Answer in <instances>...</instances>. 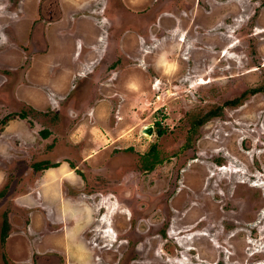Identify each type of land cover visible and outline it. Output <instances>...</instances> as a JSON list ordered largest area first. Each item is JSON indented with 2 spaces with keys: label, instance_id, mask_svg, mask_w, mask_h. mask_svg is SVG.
<instances>
[{
  "label": "rangeland",
  "instance_id": "obj_1",
  "mask_svg": "<svg viewBox=\"0 0 264 264\" xmlns=\"http://www.w3.org/2000/svg\"><path fill=\"white\" fill-rule=\"evenodd\" d=\"M44 1L0 0V264H264V0H58L42 50Z\"/></svg>",
  "mask_w": 264,
  "mask_h": 264
},
{
  "label": "trees",
  "instance_id": "obj_2",
  "mask_svg": "<svg viewBox=\"0 0 264 264\" xmlns=\"http://www.w3.org/2000/svg\"><path fill=\"white\" fill-rule=\"evenodd\" d=\"M256 93H264V87L254 88V89L244 93V95L247 96V95H253ZM242 98L243 97L241 96L238 99L225 102L223 105H215L214 107L211 106L208 110H206L205 112H202V113H194V112L190 113L189 112V115H186V117L189 118V129H188V133H187L188 134V141L192 142L194 140L195 136L197 135L198 129L201 126H203L204 124H206L208 121H210L213 118L222 117L223 109L226 106L232 107V106L239 105L241 103ZM16 116H19L21 119L27 118L26 112L25 113L22 112L19 115L10 113V114L6 115L3 119L0 120V126H5L8 122L15 119ZM29 122H30V124H32L31 121H29ZM156 124H157L156 126H157L158 137H161L164 135V133L167 130L164 127H161L159 125V123H156ZM184 147L188 148L190 146L186 142ZM68 162L71 163V165H73V161L69 160ZM141 162H142V170L144 172L153 171L155 169V167L161 163V159L159 158L157 147L153 146L148 153L143 155L141 158ZM50 164H51V162L41 161V162H37V163L33 164L32 167L35 170H42V169H45V168L47 169L48 167H52V166L53 167L59 166V165H50ZM10 230H11V225H10L8 219L5 218L3 220V224H2V228H1V243L2 244H4L6 242V239L9 235Z\"/></svg>",
  "mask_w": 264,
  "mask_h": 264
},
{
  "label": "water",
  "instance_id": "obj_3",
  "mask_svg": "<svg viewBox=\"0 0 264 264\" xmlns=\"http://www.w3.org/2000/svg\"><path fill=\"white\" fill-rule=\"evenodd\" d=\"M61 15L62 13L59 8L58 0H45L43 2V6L41 8L42 19L34 28V31L31 37V41L33 42L34 46H36L37 49L38 48L42 50L47 49V42L44 40L45 39V35H44L45 25L48 22L59 20V18H61ZM141 134L146 137H151L153 134L157 135V133L154 132L153 125L144 126L141 129ZM43 257H41L40 259L41 260L46 259L47 260L46 264L55 262L58 259L57 256L55 255H47Z\"/></svg>",
  "mask_w": 264,
  "mask_h": 264
},
{
  "label": "crops",
  "instance_id": "obj_4",
  "mask_svg": "<svg viewBox=\"0 0 264 264\" xmlns=\"http://www.w3.org/2000/svg\"><path fill=\"white\" fill-rule=\"evenodd\" d=\"M80 171H81V170H80ZM82 172H83V171H82ZM46 194H48V196H49V191H45V192H44V196H47ZM53 202L55 203V204H53V206H55V205H61V206H59V207H62V204H60V203H61L60 197L57 199V201L54 200ZM57 210H58V209H57ZM56 213H57V212L54 210V214H56ZM52 216H53V215H52ZM55 218H56V219H53V220H59L60 222H61L62 220H63V221L66 220V219H57V215H55ZM77 220H78V219H77ZM66 236H68V234H67ZM75 236H76V235H75V232H73V233L69 236V238H68V240H67V241H68V244H67V245H68V248L65 247L64 250L68 251V253H71V252H72V253H74V254H77V253L74 252V250H71V249H70V245H71V244H70V241L73 240ZM69 244H70V245H69ZM80 245H83V244H82L81 242H79L78 245L75 246V242H74V243H73V246H72V247H74L75 249H78V250H79V251H78V255L81 254V248H80ZM65 246H66V245H65ZM69 250H70V251H69ZM83 250H84V245H83ZM66 251H65V253H66ZM65 253H64V254H65ZM68 253H67V254H68Z\"/></svg>",
  "mask_w": 264,
  "mask_h": 264
},
{
  "label": "flooded vegetation",
  "instance_id": "obj_5",
  "mask_svg": "<svg viewBox=\"0 0 264 264\" xmlns=\"http://www.w3.org/2000/svg\"><path fill=\"white\" fill-rule=\"evenodd\" d=\"M50 23H51V22H50ZM46 24H47V23H46ZM111 34H112V33H111ZM81 171H82V170H81ZM40 260H41V259H39L38 255H37V253H36V254H34V256H33L32 263H33V264H39ZM46 262H47V261H46ZM46 262H42V261H41L42 264H46Z\"/></svg>",
  "mask_w": 264,
  "mask_h": 264
},
{
  "label": "clouds",
  "instance_id": "obj_6",
  "mask_svg": "<svg viewBox=\"0 0 264 264\" xmlns=\"http://www.w3.org/2000/svg\"><path fill=\"white\" fill-rule=\"evenodd\" d=\"M45 256H47V255H45ZM56 256V255H55Z\"/></svg>",
  "mask_w": 264,
  "mask_h": 264
},
{
  "label": "bare ground",
  "instance_id": "obj_7",
  "mask_svg": "<svg viewBox=\"0 0 264 264\" xmlns=\"http://www.w3.org/2000/svg\"><path fill=\"white\" fill-rule=\"evenodd\" d=\"M126 121V120H125Z\"/></svg>",
  "mask_w": 264,
  "mask_h": 264
}]
</instances>
